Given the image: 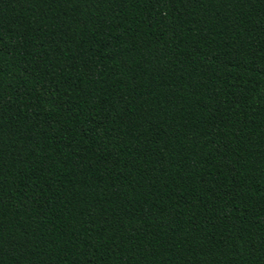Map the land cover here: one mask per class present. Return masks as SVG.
Returning <instances> with one entry per match:
<instances>
[{
    "label": "trees",
    "instance_id": "1",
    "mask_svg": "<svg viewBox=\"0 0 264 264\" xmlns=\"http://www.w3.org/2000/svg\"><path fill=\"white\" fill-rule=\"evenodd\" d=\"M0 264H264V0H0Z\"/></svg>",
    "mask_w": 264,
    "mask_h": 264
}]
</instances>
